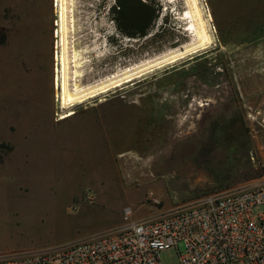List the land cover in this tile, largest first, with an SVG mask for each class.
I'll return each mask as SVG.
<instances>
[{"label":"rangeland","instance_id":"1","mask_svg":"<svg viewBox=\"0 0 264 264\" xmlns=\"http://www.w3.org/2000/svg\"><path fill=\"white\" fill-rule=\"evenodd\" d=\"M141 1L159 12L135 41L112 18L118 0H74L82 84L190 43L183 0ZM202 5L212 48L63 111L54 0H0V257L113 231L127 208L134 221L155 219L264 183V0ZM160 259L177 264L178 255Z\"/></svg>","mask_w":264,"mask_h":264},{"label":"built area","instance_id":"2","mask_svg":"<svg viewBox=\"0 0 264 264\" xmlns=\"http://www.w3.org/2000/svg\"><path fill=\"white\" fill-rule=\"evenodd\" d=\"M57 18L55 67L60 40ZM73 37L76 43L75 33ZM149 200L155 206L161 204L155 196ZM124 215L126 224L113 231L54 248L1 256L0 264H162L160 255L170 250L177 252V264H264V183L210 194L155 219L134 221L132 208Z\"/></svg>","mask_w":264,"mask_h":264},{"label":"bare ground","instance_id":"3","mask_svg":"<svg viewBox=\"0 0 264 264\" xmlns=\"http://www.w3.org/2000/svg\"><path fill=\"white\" fill-rule=\"evenodd\" d=\"M177 3L178 0H170ZM186 10L180 19L187 20L186 31L192 35L190 43L182 49H174L159 58L143 63L133 69L126 70L121 74L113 75L104 80L96 81L91 85H84L81 79L84 76V61L82 51H78L73 40L75 33L74 0H56L57 13L61 19V28L58 33V51L56 67V85L59 87V109L70 111L71 109L89 104L91 100L105 97L114 93L125 84L134 82L157 68L178 63L191 55L208 51L213 47L215 39L209 19L202 5V0H183ZM76 3V2H75ZM80 32V31H79ZM58 52V53H57ZM88 54V53H86ZM115 90V91H114ZM65 113L59 116L65 117Z\"/></svg>","mask_w":264,"mask_h":264},{"label":"flooded vegetation","instance_id":"4","mask_svg":"<svg viewBox=\"0 0 264 264\" xmlns=\"http://www.w3.org/2000/svg\"><path fill=\"white\" fill-rule=\"evenodd\" d=\"M116 4L112 12V18L122 36L137 41L139 32L150 31L154 28L156 20L152 16L146 18L139 24V16L137 13L138 0H118ZM127 9H130V14L126 12ZM52 11H55L53 7ZM1 34L6 35L8 31L3 29L1 30Z\"/></svg>","mask_w":264,"mask_h":264},{"label":"trees","instance_id":"5","mask_svg":"<svg viewBox=\"0 0 264 264\" xmlns=\"http://www.w3.org/2000/svg\"><path fill=\"white\" fill-rule=\"evenodd\" d=\"M126 12L130 14V9H127ZM158 10L151 8L148 3H143L141 0H138L137 13L139 16V24L142 23L148 17H153L155 20L157 18ZM146 31L139 32V37L145 35Z\"/></svg>","mask_w":264,"mask_h":264},{"label":"crops","instance_id":"6","mask_svg":"<svg viewBox=\"0 0 264 264\" xmlns=\"http://www.w3.org/2000/svg\"><path fill=\"white\" fill-rule=\"evenodd\" d=\"M99 1H100V0H99ZM212 1H215V0H212ZM253 4H254V2L250 4V7H252ZM224 5H225V4H224ZM225 6H226V5H225ZM253 6H254V8H255V5H253ZM258 25H259V23H258ZM255 28H256V27H255ZM255 28H254V29H255Z\"/></svg>","mask_w":264,"mask_h":264}]
</instances>
